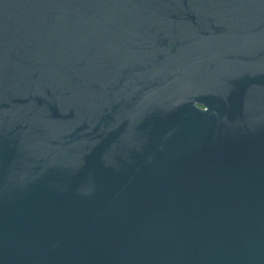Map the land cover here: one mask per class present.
<instances>
[{"label": "water", "instance_id": "water-1", "mask_svg": "<svg viewBox=\"0 0 264 264\" xmlns=\"http://www.w3.org/2000/svg\"><path fill=\"white\" fill-rule=\"evenodd\" d=\"M0 264H264V0H0Z\"/></svg>", "mask_w": 264, "mask_h": 264}]
</instances>
